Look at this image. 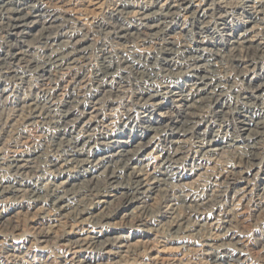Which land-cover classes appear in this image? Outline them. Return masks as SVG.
<instances>
[{
    "label": "rangeland",
    "instance_id": "obj_1",
    "mask_svg": "<svg viewBox=\"0 0 264 264\" xmlns=\"http://www.w3.org/2000/svg\"><path fill=\"white\" fill-rule=\"evenodd\" d=\"M26 1L30 5L37 6V9L46 14L44 19L42 18L41 22L39 21V24L36 25L37 27L32 28L33 34L41 29V25L47 27L50 25L52 33H55L54 39L51 41L54 43V49L58 46L60 48L63 42L69 40L73 44L78 43L79 47L84 48L85 51L81 56V62L79 61L78 65L69 68L70 70L67 67L45 65L44 59L45 61L49 59L51 53L47 48V43L44 42L45 39L35 38L37 39L35 40L33 36L27 34H25L26 38H21L20 35L10 32L7 26L9 25L8 20L0 19V46L3 44L0 47V53L2 57L11 60L15 47L18 45H21L24 50L28 49L24 60L19 62L20 66L18 63L16 73L13 75L0 73V79H4V81L0 80V179L5 177L4 180L8 181L7 185L14 190L6 196H0L3 201L0 200L2 202H0V264H264V85L261 86L264 83V60L262 59L264 55L261 56L262 52H257V48H255L258 43L260 46H264V32H262V30L264 31V15H261L263 19L258 22L259 27L257 28L260 29H255L254 32L256 36L259 35L258 38L255 36L254 49H248L247 54L246 50L233 51L231 45L233 40L239 38L240 33L245 32L255 23L249 22V14L245 13L241 6L235 7L240 0H226L229 2L225 0V2L220 0L217 2L216 0H185L186 4H183L180 9L172 8L170 12L173 13L164 20L165 26H169V33L165 38L168 42H172V48L179 52L171 59L167 58L164 51L161 50V39L145 38L146 31H150L147 25L155 23L151 19L147 21L149 24L147 23L146 26L141 25L146 21L141 19L138 11H142V13L153 11L152 8L145 10L146 0H141L143 2L139 0H38V3L37 0ZM165 1L166 4L173 2V0H161L159 4H164ZM213 2L215 3L213 4ZM52 3L54 4L52 5ZM11 7H16V5ZM37 9H35L37 11L35 13H38ZM47 9L48 11H46ZM131 11H137V13ZM195 14L196 16H193ZM213 15L215 18H212ZM209 18L210 20H208ZM4 25L6 29L3 28ZM53 25H55L54 28ZM123 27L128 30L119 31ZM100 30H104V32ZM117 32L120 35L132 32L130 33L132 35L123 40L118 37ZM257 32L258 34H256ZM68 35L71 36L68 37ZM20 38L26 42H21ZM186 39L188 40L186 41ZM189 42L192 44L191 46ZM37 45H40V48ZM101 46L103 47L101 48ZM185 47H188L189 50L191 47L196 50L190 54L198 57V60L188 61V63L194 67L210 70L206 74L215 75L213 83L217 87L216 95H214L215 93L207 95L201 92L200 103H194V108L187 118L181 116L177 121L178 119H175L179 115L177 96L170 94L175 92L176 94L178 92L179 95L181 93L187 95L190 93V96L196 94L197 77L194 72H190V65L187 70L185 56H187L188 50ZM203 48L210 52L208 56H201L204 52L201 51ZM42 49L44 50L42 51ZM114 49L117 51L114 52ZM181 49L186 52L182 53ZM252 51L254 52L251 53ZM231 52L235 53L231 54ZM139 59L140 61H138ZM238 59H241L242 62ZM108 62L112 66L111 69L107 68ZM211 62L215 63L210 65ZM85 63L87 64L85 65ZM156 65L161 67L158 68ZM146 66L148 69L150 68V71L145 69ZM199 73L205 72L199 71ZM54 87L56 88L54 89ZM73 87L74 89H72ZM192 87H195V91ZM260 87L261 89H259ZM169 90L172 92L164 93ZM152 93L159 94L156 100L162 101L160 107L150 99L149 95ZM200 96L194 97L192 100ZM205 96L208 98L205 99ZM100 97L105 99L101 100ZM53 101L54 105H52ZM78 102L80 103L78 104ZM30 103H34L37 109L40 108L39 111H44V107L54 109L53 120L45 121L44 125L42 121L33 120L32 125H27L29 122L25 121L23 116L29 113L27 111L31 112ZM100 105L102 108H99ZM21 106H24L27 111ZM18 108L19 110H17ZM46 108L45 110H47ZM60 108L61 110H59ZM104 108L106 109L104 110ZM224 115L225 118H223ZM22 118L24 122H22ZM89 119L93 120L88 125ZM54 120L59 123L54 124ZM35 121L37 122L35 123ZM178 127L181 131L178 130ZM80 129L82 131L79 132ZM55 139L57 144H54L53 140ZM259 140H261L260 143ZM81 143L85 146V151ZM255 146L258 147L255 148ZM79 148L82 152L73 163H70L73 166L71 165L70 169H63L61 159L64 154ZM18 149L19 151L23 149L24 153H28L30 167L22 171L15 169V172L4 162ZM246 151H249L250 156H246L248 155ZM117 152L121 153V156ZM134 152L138 156L132 154ZM99 158L102 159L99 160ZM124 163H126V167ZM57 166L62 169H58ZM114 168L117 171L113 172ZM140 168H144L143 170L148 172L154 171V177L157 180L160 177L158 181L162 185L158 184L153 189L139 187L136 173L131 171ZM33 170L34 172H32ZM103 173L107 174L106 177ZM130 173L131 176H129ZM119 180L121 181L119 182ZM125 182H128L127 185ZM132 183L135 185H131ZM58 184L61 185V188ZM50 186L53 187L50 189ZM18 188L20 189L18 190ZM34 191L37 194L33 193ZM95 191H99V194ZM69 192L70 194L67 196ZM129 193L131 195H128ZM57 199L59 200L56 201ZM121 199L122 201H120ZM52 201L62 205L66 204V210L64 209L56 215L54 209L57 206L53 205ZM52 205L55 208H52ZM80 212L81 214H79ZM88 217L90 219H86ZM78 221L80 225H77ZM82 237L89 239V243L83 245L84 249H82L83 247L80 248L81 250L72 248L77 244L75 241L79 242Z\"/></svg>",
    "mask_w": 264,
    "mask_h": 264
},
{
    "label": "bare ground",
    "instance_id": "obj_2",
    "mask_svg": "<svg viewBox=\"0 0 264 264\" xmlns=\"http://www.w3.org/2000/svg\"><path fill=\"white\" fill-rule=\"evenodd\" d=\"M29 1V0H28ZM40 1H43V0H40ZM52 1V0H51ZM59 1H61V0H59ZM139 1H141V0H139ZM160 1L161 0H146L145 2L147 3V5H145V10H147V9H153V11H151L149 14L148 13H145V12H143L142 13V11L140 12V11H138V14L141 16V19H143V20H145L146 21V23H142L141 25L142 26H146L147 25V21H149V20H154V22L155 23H153L152 25H147L148 26V29L150 30V31H146V34H144V35H146V37L145 38H148V39H150V38H154V39H161V44L160 45H162V49L161 50H163L164 51V54L167 56V58H173V56L174 55H176L177 53H179L178 52V50H176V49H173L172 48V46H171V43L172 42H168L167 41V39L165 38L167 35H168V33H169V26L167 25V26H165V19L168 17V16H170L171 15V13H173V12H170L171 11V9L172 8H181V6L183 5V4H186V1L185 0H173V2H172V4H171V2L170 3H168V4H166V1H165V3L163 4H159L160 3ZM188 1H190V0H188ZM218 0H216V2H217ZM220 1H223V2H225L224 0H220ZM219 1V2H220ZM232 1H234V0H232ZM241 1V0H240ZM239 1V2H240ZM47 3H48V1H46ZM45 2V3H46ZM58 2V1H57ZM133 2V1H132ZM141 2H143V1H141ZM145 2H144V4H145ZM223 2H221V3H223ZM226 2H229V1H226ZM231 2V1H230ZM239 2L236 4V6L235 7H238V6H241V8H242V10L245 12V13H247V14H249V18H250V20H249V22H255L254 23V25H252L250 28H248L245 32H243V33H240L239 35V38L238 39H235V40H233V42H231V45H232V49H233V51H238V50H246V53L248 52L247 50L248 49H250V48H253L254 46V43H256L255 42V29H257V30H259L257 27H259V25H258V22H260L259 20H262L263 19V16L261 17V15L263 14L264 15V0H243V1H241L240 2V4H239ZM37 3H38V0H37ZM62 3H63V1H62ZM215 2H213V4H214ZM36 4V3H35ZM54 3H52V5H53ZM55 4H57V3H55ZM225 4V3H224ZM15 6L16 5V7H11V6ZM50 5H51V3H50ZM135 5V4H134ZM139 5H140V3H139ZM143 5V4H142ZM216 5V4H215ZM125 6V5H124ZM225 6H227V4H225ZM229 6V5H228ZM55 7V6H54ZM233 7H234V5H233ZM55 8H57V7H55ZM124 8V7H123ZM35 9H37V6H35V5H30V4H28V2L26 1V0H0V19L1 18H4L5 20H8L7 22H9V25H7L8 26V28L10 29V32L12 33V34H17V35H20L21 36V38H26L25 37V34H27V35H29V36H33V38L35 39V38H44L45 40H44V42L45 43H47V48H48V50L51 52L50 53V56H49V59H47V57H46V61H45V59H44V64L46 65V64H48V65H53V66H57V67H67L68 69L69 68H73V67H75L76 66V64L80 61V59H81V56H82V54H84V48H81V47H79L80 45L78 44V43H74L73 44V42H72V44H71V42H69V40H68V42H63L62 44H61V42H59L61 45H60V48H53V44L54 43H51V41L54 39V34L55 33H52V31H51V28H52V26H46V25H41V29L40 30H38V32H40V33H36V34H33L32 32H31V30H32V28H34L37 24H39V21L43 18L44 19V17L46 16V14L45 13H43V11L42 10H40V9H37L38 10V13H35V12H37V11H35ZM121 9V8H120ZM184 9V8H183ZM212 9V8H211ZM214 9H215V7H214ZM218 9V8H217ZM142 10H144V9H142ZM175 10V9H174ZM225 10H226V8H225ZM46 11H48V9L46 10ZM120 11V10H119ZM124 11V10H123ZM130 11V10H129ZM208 11V10H207ZM214 11V10H213ZM216 11V10H215ZM128 12V11H127ZM126 12V13H127ZM132 12V11H131ZM131 12H129L130 14H131ZM134 12V11H133ZM132 12V13H133ZM175 12H176V10H175ZM219 12V11H218ZM52 13V12H51ZM134 13H137V11L136 12H134ZM120 14V13H119ZM129 14V15H130ZM205 14V13H204ZM207 14V13H206ZM48 15H49V13H48ZM131 15H133V14H131ZM136 15V14H135ZM202 15V14H201ZM208 15V14H207ZM138 16V15H137ZM193 16H196V14L195 15H193ZM192 16V18H194ZM61 17V16H60ZM210 17V16H209ZM221 17V16H220ZM32 18H36V19H32ZM38 18V19H37ZM57 18H59L58 16H57ZM138 18V17H137ZM172 18H173V15H172ZM212 18H215L214 17V15H213V17ZM211 18V19H212ZM56 19V18H55ZM55 19H54V21H55ZM67 19V18H66ZM66 19H64V20H66ZM132 19H134V18H132ZM140 19V20H141ZM170 19V18H169ZM62 20H63V18H62ZM62 20H60V21H62ZM70 20V19H69ZM139 20V22H142V21H140ZM171 20V19H170ZM199 20V19H198ZM208 20H210V18L208 19ZM264 20V19H263ZM3 21V20H2ZM1 21V22H2ZM120 21V20H119ZM119 21H118V23H119ZM134 21V20H133ZM169 21V20H168ZM248 21V20H247ZM6 22V21H5ZM41 22V21H40ZM115 22V21H114ZM129 22V21H128ZM206 22V21H205ZM221 22V21H220ZM262 22V21H261ZM45 23V22H44ZM51 23V22H50ZM117 23V22H116ZM123 23V22H122ZM167 23V22H166ZM173 23V22H172ZM210 23V22H209ZM216 23V22H215ZM2 24V23H1ZM54 24V23H53ZM69 24V23H68ZM149 24V23H148ZM203 24H205V23H203ZM225 24V23H224ZM3 25V24H2ZM57 25V24H56ZM73 25V24H72ZM72 25H70V26H72ZM108 25V24H107ZM111 25V24H110ZM115 25V24H114ZM125 25V24H124ZM123 25V26H124ZM138 25V24H137ZM140 25V24H139ZM217 25H219V24H217ZM261 25V24H260ZM54 26L55 25H53V28H54ZM61 26H62V24H61ZM68 26V25H67ZM99 26H100V24H99ZM103 26V25H102ZM194 26V25H193ZM203 26V25H202ZM201 26V27H202ZM263 26V25H262ZM2 27V26H1ZM37 27V26H36ZM40 27V26H39ZM60 27V26H59ZM58 27V28H59ZM74 27V26H73ZM72 27V28H73ZM112 27V26H111ZM121 27V26H120ZM221 27V26H220ZM3 28H5V25L3 26ZM2 28V29H3ZM64 28V27H63ZM106 28V27H105ZM104 28V29H105ZM115 28V27H114ZM172 28V27H171ZM218 28V27H217ZM221 28H224L223 26L221 27ZM6 29V28H5ZM5 29H3V30H5ZM60 29H61V27H60ZM68 29V28H67ZM70 29H71V27H70ZM118 29V28H117ZM124 29H126V28H120V30L119 31H127L128 29H126V30H124ZM200 29V28H199ZM98 30V29H97ZM138 30V29H137ZM245 30V29H244ZM2 31V30H1ZM8 31V30H7ZM54 31V30H53ZM58 31V30H57ZM56 31V32H57ZM70 31V30H69ZM79 31V30H78ZM100 31H103L104 32V30H100ZM118 31V32H119ZM108 32V31H107ZM106 32V33H107ZM117 32V33H118ZM135 32V31H134ZM133 32V33H134ZM262 32H264L263 30H262ZM115 33V32H114ZM116 33V34H117ZM130 33H132V32H130ZM130 33H126V34H124L123 33V35H120V33H118L119 34V36L118 37H121V38H123V40L125 39H128V37L129 36H131L132 34H130ZM141 33H143V32H141ZM192 33H193V31H192ZM196 33V32H195ZM201 33V32H200ZM254 33V34H253ZM1 34V33H0ZM33 34V35H32ZM66 34H68V33H66ZM77 34V33H76ZM117 34V35H118ZM138 34H140V33H138ZM256 34H258V32L256 33ZM64 35V34H63ZM87 35V34H86ZM134 35V34H133ZM204 35V34H203ZM229 35V34H228ZM4 36V35H3ZM28 36V37H29ZM67 36V35H66ZM71 36V35H70ZM69 35H68V37H70ZM85 36V35H84ZM115 36V35H114ZM138 36V35H137ZM258 37H259V35H257ZM256 36V37H257ZM7 37V36H6ZM16 37H18V36H16ZM56 37V36H55ZM136 37V36H135ZM234 37V36H233ZM257 37V38H258ZM12 38V37H11ZM20 38V39H21ZM32 38V39H33ZM85 38V37H84ZM88 38V37H87ZM114 38V37H113ZM112 38V39H113ZM131 38V37H130ZM144 38V37H143ZM33 39V40H34ZM40 39V40H41ZM80 39H83V38H80ZM147 39V40H148ZM204 39V38H203ZM12 40V39H11ZM16 40V39H15ZM14 40V41H15ZM35 40H37V39H35ZM34 40V42H36ZM71 40V39H70ZM86 40V39H85ZM143 40H145V39H143ZM183 40V39H182ZM184 40H185V36H184ZM188 39H186V41H187ZM257 40V39H256ZM1 41V40H0ZM116 41V40H115ZM157 41V40H156ZM159 41V40H158ZM173 41V40H172ZM231 41V40H230ZM12 42V41H11ZM10 42V43H11ZM21 42H26L25 40L23 41L22 39H21ZM27 42H28V40H27ZM38 42V41H37ZM40 42V41H39ZM42 42V41H41ZM55 42V41H54ZM83 42H84V40H83ZM127 42V41H126ZM148 42V41H147ZM154 42V41H153ZM173 42H176L175 40L173 41ZM178 42H180V41H178ZM260 42V41H259ZM7 43V42H6ZM13 43V42H12ZM31 43V42H30ZM32 43H33V41H32ZM31 43V44H32ZM56 43V42H55ZM158 43V42H157ZM157 43H155V44H157ZM190 43V42H189ZM15 44H17V43H15ZM48 44H49V46H48ZM83 44V43H82ZM106 44V43H105ZM118 44V43H117ZM173 44V43H172ZM178 44V43H177ZM230 44V43H229ZM260 43H258V45H259ZM3 45V44H2ZM1 45V46H2ZM6 45V44H5ZM30 45V44H29ZM33 45V44H32ZM31 45V46H32ZM41 45V44H40ZM39 45V46H40ZM45 45V44H44ZM52 45V46H51ZM56 45V44H55ZM58 45V44H57ZM56 45V46H57ZM91 45V44H90ZM123 45V44H122ZM176 45V44H175ZM192 44L190 43V46H191ZM258 45H256L257 47H255V48H257V52L258 51H261L262 52V54H261V56L262 55H264V46H258ZM0 46V47H1ZM28 46V45H27ZM38 46V45H37ZM38 46V47H39ZM43 46V45H42ZM46 46V45H45ZM87 46V45H86ZM159 46V45H158ZM179 46V45H178ZM4 47V46H3ZM35 47V46H34ZM103 46H101V48H102ZM179 47H181V46H179ZM200 47V46H199ZM230 47V46H229ZM11 48V47H10ZM37 48V47H36ZM36 48H34V49H36ZM40 48V47H39ZM42 48V47H41ZM46 48V47H45ZM44 48V49H45ZM46 48V49H47ZM90 48V47H89ZM100 48V47H99ZM100 48V49H101ZM107 48V47H106ZM161 48V46L159 47V49ZM185 48H187L186 50H188L187 51V53H186V55L187 56H185L186 57V60H187V63H186V65H187V67H188V69L187 70H189V65H190V63H188V61H193V60H198V57H194V54L193 55H191L190 53H192L193 51H196V50H193L192 49V47H191V50H189L188 49V47H185ZM190 48V47H189ZM207 48V47H206ZM1 49V48H0ZM26 49V48H25ZM44 49H42V51L44 50ZM157 49V48H156ZM179 49V48H178ZM184 49V48H183ZM183 49H181V52L182 53H184V52H186V50H183ZM209 49V48H208ZM254 49V48H253ZM28 50V49H27ZM27 50H24L23 49V47L21 46V45H18V46H16L15 47V52H13V54H12V58H10L11 60H7L5 57H2V54L0 53V73H2V74H5V75H13V73H16L17 72V70H16V67L18 66V63L19 62H21L22 60H24L23 58L25 57V55H26V51ZM106 50V49H105ZM108 50V49H107ZM111 50V49H110ZM115 50V49H114ZM114 50H112V51H114ZM122 50V49H121ZM158 50V49H157ZM160 50V51H161ZM199 50V49H198ZM197 50V51H198ZM204 51L202 54L203 55H201V54H199V55H201L202 57L203 56H208V53H210L208 50H206V49H201V51ZM222 50V49H221ZM30 51V50H29ZM100 51V50H99ZM117 50H115L114 52H116ZM125 51V50H124ZM127 51V50H126ZM129 51V50H128ZM127 51V52H128ZM159 51V52H160ZM211 51H213L212 49H211ZM251 51V50H250ZM11 52V51H10ZM9 52V53H10ZM107 52V51H106ZM106 52H104V53H106ZM109 52H111V51H109ZM120 52V51H119ZM243 52H245V51H243ZM254 51H252L251 53H253ZM7 53V52H6ZM88 53V52H87ZM232 53H235V52H231V54ZM238 53V52H237ZM28 54V53H27ZM30 54H31V52H30ZM44 54V53H43ZM47 54V53H46ZM109 54V53H108ZM114 54V53H113ZM112 54V55H113ZM126 54H128V53H126ZM130 55H131V53H129ZM133 54V53H132ZM149 54V53H148ZM214 54V53H213ZM213 54H211V55H213ZM230 54V53H229ZM230 54V55H231ZM241 54H242V52H241ZM240 54V55H241ZM248 54V53H247ZM256 54V53H255ZM6 55V54H5ZM41 55V54H40ZM49 55V54H48ZM88 55V54H87ZM219 55V54H218ZM243 55V54H242ZM241 55V56H242ZM259 55V54H258ZM8 56V55H7ZM28 56V55H27ZM43 56V55H42ZM46 56V55H45ZM106 56V55H105ZM109 56V55H108ZM117 56V55H116ZM115 56V57H116ZM146 56V55H145ZM150 56V55H149ZM153 56V55H152ZM157 56V54L155 55V57ZM177 56V55H176ZM175 56V57H176ZM214 56V55H213ZM221 56H222V54H221ZM235 56V55H234ZM249 56V55H248ZM247 56V57H248ZM30 57V56H29ZM40 57V56H39ZM89 57V56H88ZM114 57V58H115ZM119 57V56H118ZM117 57V58H118ZM125 57V56H124ZM129 57V56H128ZM161 57V56H160ZM159 57V58H160ZM182 57H184V56H182ZM231 57H233V56H231ZM244 58H245V56H243ZM243 57H239V58H243ZM252 57V56H251ZM253 57H255V56H253ZM252 57V58H253ZM27 58V57H26ZM25 58V59H26ZM101 58V57H100ZM127 58V57H126ZM142 58V57H141ZM152 58V57H151ZM166 58V59H167ZM210 58V57H209ZM228 58V57H227ZM250 58V57H249ZM256 58V57H255ZM34 60L36 59L35 57L33 58ZM38 59V58H37ZM129 59H130V57H129ZM132 59V58H131ZM203 59V58H202ZM260 58H259V56H258V60H259ZM263 60H264V58H262ZM28 60V59H27ZM32 60V59H31ZM30 60V61H31ZM33 60V62H35ZM125 60V59H124ZM133 60V59H132ZM144 60H146V59H144ZM143 60V61H144ZM210 60V59H209ZM212 60V59H211ZM238 60H240L241 61V59H238ZM247 60H249L248 58H247ZM29 61V62H30ZM43 61V60H42ZM84 61H85V59H84ZM134 61H136V60H134ZM138 61H140V59L138 60ZM147 61V60H146ZM167 61V60H166ZM261 61V60H260ZM36 62H37V60H36ZM38 62H39V60H38ZM81 62V61H80ZM123 62V61H122ZM148 62V61H147ZM150 62V61H149ZM155 62H157V61H155ZM179 62V61H178ZM178 62H177V64H178ZM197 62V61H196ZM242 62V61H241ZM100 63V62H99ZM152 63V62H151ZM158 63V62H157ZM160 63V62H159ZM165 63V62H164ZM195 63V62H194ZM193 63V64H194ZM213 63H215V62H213ZM213 63L211 62L210 63V65H213ZM252 63V62H251ZM250 63V64H251ZM254 63V62H253ZM29 64V63H28ZM27 64V65H28ZM87 63H85V65H86ZM108 64H109V62H108ZM111 64H112V62H111ZM140 64V63H139ZM149 64V63H148ZM152 64H154L155 65V63H152ZM162 64V63H161ZM168 64V63H167ZM181 64V63H180ZM217 64H218V60H217ZM216 64V65H217ZM257 64V63H256ZM30 65V64H29ZM45 65H43V66H45ZM78 65V64H77ZM100 65V64H99ZM107 65V64H106ZM122 65V64H121ZM127 65V64H126ZM141 65V64H140ZM144 65H145V62H144ZM158 65V64H157ZM156 65V66H157ZM179 65V64H178ZM178 65H176V66H178ZM208 65H209V63H208ZM258 65V64H257ZM19 66H20V63H19ZM40 66V65H39ZM39 66H38V69H39ZM80 66V65H79ZM150 66V65H149ZM180 66V65H179ZM215 66V65H214ZM254 66H255V64H254ZM26 67V66H25ZM31 67V66H30ZM50 67V66H49ZM96 67V66H95ZM126 67V66H125ZM128 67V66H127ZM147 67V66H146ZM152 67V66H151ZM154 67V66H153ZM158 67V66H157ZM159 67H161L160 65H159ZM158 67V68H159ZM184 67V66H183ZM19 68V67H18ZM108 69H111L112 68V66L109 64L108 65V67H107ZM118 68H120V67H118ZM123 68H124V66H123ZM139 68V67H138ZM175 68H177V67H175ZM23 69V68H22ZM26 69V68H25ZM28 69H30V68H28ZM35 69V68H34ZM37 69V70H38ZM53 69V68H52ZM104 70H105V68H103ZM125 69V68H124ZM145 69H148V67L147 68H145ZM152 69V68H151ZM163 69H165V68H163ZM173 69V68H172ZM180 69H182V68H180ZM198 69H200V70H198ZM61 70H63V69H61ZM70 70V69H69ZM75 70H76V68H75ZM83 70V69H82ZM149 71H150V68L148 69ZM167 70V69H166ZM246 71H247V69H245ZM249 70V69H248ZM32 71H34V70H32ZM31 71V72H32ZM36 71V70H35ZM79 71V70H78ZM142 71H143V69H142ZM154 71H156V70H154ZM158 71V70H157ZM161 71V70H160ZM170 72L172 71V70H169ZM178 71V70H177ZM180 71V70H179ZM184 71H185V69H184ZM192 71V73L194 72L196 75V77H197V81L195 82V87H196V94H194V96H190L189 94L187 95V94H178V92H177V94H176V92L175 93H171L170 95H175V97L177 96V98H176V101L178 102V113H179V115H178V117L176 116V118L175 119H178L179 117H181V116H185L186 118H187V116H189V114H190V111L194 108V103H200V101H201V99H202V97L200 96V95H202V93L204 94H207L208 95V93H215V90H216V87L217 86H214V83H213V81H214V78H213V76H215V75H208V74H206L207 73V71H210V70H208L207 68L206 69H203V68H198L197 66L196 67H194V66H191L190 65V72ZM199 71L200 72H205V73H199ZM23 72V71H22ZM26 72V71H25ZM29 72V71H28ZM67 72V71H66ZM69 72V71H68ZM120 72V71H119ZM118 72V73H119ZM147 72V71H146ZM145 72V73H146ZM151 72H153V71H151ZM182 72V71H181ZM251 72V71H250ZM36 73H37V71H36ZM70 73V72H69ZM68 73V74H69ZM73 73V72H72ZM113 73V72H112ZM166 73V72H165ZM168 73V72H167ZM177 73H179V72H177ZM31 74V73H30ZM32 74H35V73H32ZM42 74V73H41ZM47 74V73H46ZM65 74H67V73H65ZM95 74V73H94ZM116 74V73H115ZM142 74V73H141ZM154 74V73H153ZM160 74V73H159ZM176 74V73H175ZM185 74V73H184ZM243 74V73H242ZM245 74V73H244ZM21 75V74H20ZM23 75V74H22ZM28 75V74H27ZM26 75V76H27ZM50 75V74H49ZM51 75H52V73H51ZM72 75V74H71ZM140 75V74H139ZM154 75H156V73L154 74ZM162 75V74H161ZM169 75H170V73H169ZM173 75V74H172ZM42 76H43V74H42ZM57 76V75H56ZM66 76V75H65ZM147 76V75H146ZM159 77H161L160 75H158ZM167 76V75H166ZM178 76V75H177ZM1 77V76H0ZM17 77H19V76H17ZM28 77V76H27ZM74 77V76H73ZM72 77V78H73ZM99 77V76H98ZM143 76L141 75V78H142ZM148 77H150V76H148ZM153 77V76H152ZM165 77V76H164ZM172 77V76H171ZM174 77V76H173ZM52 78V77H51ZM58 78V77H57ZM65 78V77H64ZM71 78V79H72ZM157 78V77H156ZM169 78H170V76H169ZM217 79H218V77H216ZM264 78V77H263ZM10 79V78H9ZM21 79H22V77H21ZM23 79H24V77H23ZM61 79H62V77H61ZM75 79H76V77H75ZM93 79V78H92ZM143 79V78H142ZM150 79V78H149ZM165 79V78H164ZM166 79H168V78H166ZM1 81L3 80L4 81V79H0ZM57 81H58V79H56ZM99 80V79H98ZM156 80V79H155ZM160 80V79H159ZM195 80V79H194ZM7 81V80H6ZM50 81V80H49ZM101 81V80H100ZM147 81V80H146ZM151 81H153L152 79H151ZM150 81V82H151ZM166 81V80H165ZM220 81V80H219ZM263 81V80H262ZM54 82H56L55 81V79H54ZM76 82V81H75ZM156 82V81H155ZM159 82H161V81H159ZM170 82V81H169ZM215 82V81H214ZM1 83V82H0ZM19 83V82H18ZM50 83V82H49ZM69 83V82H68ZM83 83V82H82ZM171 83V82H170ZM71 84V83H70ZM69 84V85H70ZM74 84V83H73ZM77 84H78V82H77ZM84 84V83H83ZM93 84V83H92ZM100 84H102V83H100ZM151 84H152V82H151ZM217 84V83H216ZM219 84V83H218ZM69 85H67V86H69ZM79 85V84H78ZM77 85V86H78ZM87 85V84H86ZM99 85V84H98ZM150 85V84H149ZM158 85V84H157ZM164 85H165V83H164ZM167 85V84H166ZM219 85H221V84H219ZM223 85V84H222ZM264 85V83H262L261 84V86H263ZM57 86H58V84H57ZM65 86V85H64ZM82 86V85H81ZM84 86H85V84H84ZM95 86V85H94ZM152 86H153V84H152ZM156 86V85H155ZM163 86V85H162ZM161 86V87H162ZM79 87H80V85H79ZM96 87H97V85H96ZM99 87V86H98ZM156 87H158V86H156ZM167 87V86H166ZM195 87H192L193 88V90H194V88ZM221 87V86H220ZM223 87V86H222ZM49 88V87H48ZM56 87H54V89H55ZM61 88V87H60ZM103 88V87H102ZM151 88V87H150ZM160 88V87H159ZM256 88V87H255ZM61 89H63V88H61ZM72 89H74V87L72 88ZM152 89H154V88H152ZM151 89V90H152ZM156 89V88H155ZM183 89V88H182ZM259 89H261V87L259 88ZM80 90V89H79ZM161 90H163V89H161ZM173 90V89H172ZM186 90V89H185ZM191 90V89H190ZM47 91V90H46ZM55 91V90H54ZM96 91V90H95ZM144 91V90H143ZM156 91V90H155ZM192 91V90H191ZM195 91V90H194ZM207 91H210V92H207ZM254 91H256V90H254ZM53 92V91H52ZM80 92V91H79ZM78 92V93H79ZM86 92V91H85ZM84 92V93H85ZM163 92V91H162ZM168 92H172L171 90H169V91H166V92H164V93H168ZM202 92V93H201ZM47 93V92H46ZM45 93V94H46ZM73 93V92H72ZM77 93V92H76ZM83 93V92H82ZM83 93V94H84ZM159 93V92H158ZM220 93V92H219ZM51 95V94H50ZM66 95V94H65ZM78 95V94H77ZM95 95V94H94ZM158 95L159 94H157V93H152V94H150L149 96H150V99L153 101V102H155L154 104L156 105V106H158V107H160L162 104V101H160V100H156V98L158 97ZM214 95H216V93L214 94ZM42 96H45V95H42ZM49 96V95H48ZM57 96H58V94H57ZM79 96V95H78ZM167 96V95H166ZM198 96H200L199 98H197V99H194V100H192L194 97H198ZM210 96V95H209ZM263 96V95H262ZM206 97V96H205ZM211 97V96H210ZM215 97V96H214ZM219 97V96H218ZM38 98V97H37ZM58 98V97H57ZM63 98V97H62ZM85 98V97H84ZM102 97H100V99H101ZM104 98V97H103ZM103 98L101 99V100H103ZM143 98V97H142ZM148 98V97H147ZM174 98V97H173ZM208 98V96L205 98V99H207ZM31 99V98H30ZM58 99H60V98H58ZM74 99V98H73ZM72 99V100H73ZM100 99H98V100H100ZM105 99V98H104ZM213 99V98H212ZM212 99H210V100H212ZM216 99V98H215ZM249 99V98H248ZM24 100V99H23ZM38 100V99H37ZM64 100V99H63ZM76 101L78 100L77 98L75 99ZM89 100V99H88ZM214 100V99H213ZM250 100V99H249ZM264 100V99H263ZM20 101H22V100H20ZM44 101V100H43ZM57 101V100H56ZM65 101V100H64ZM75 101V102H76ZM80 101L81 102H83V100H81L80 99ZM90 101V100H89ZM107 101V100H106ZM105 101V102H106ZM175 101V102H176ZM207 102H208V100H206ZM35 102V101H34ZM68 102V101H67ZM72 102V101H71ZM70 102V103H71ZM97 102V101H96ZM144 102V101H143ZM142 102V103H143ZM54 101L52 102V105H54ZM57 103V102H56ZM58 103H59V101H58ZM58 103H57V105H58ZM60 103H62V102H60ZM80 102H78V104H79ZM84 103V102H83ZM103 102H101V104H102ZM174 103V102H173ZM206 103V102H205ZM210 103V102H209ZM254 103V102H253ZM63 104V103H62ZM77 104V103H76ZM94 104L96 105V103L94 102ZM100 104V103H99ZM107 104V103H106ZM140 104V103H139ZM139 104H137V105H139ZM177 104V103H176ZM252 104V103H251ZM23 105V104H22ZM26 105V104H25ZM30 105L31 106H29V108L31 109V112L30 111H27L26 110V108L24 107V106H21L22 108L24 107L25 108V110L27 111V113L28 114H24V116L23 115H21V116H23L25 119V121H27V122H29L27 125H32L31 124V122L33 121V120H39L40 122L42 121V124L44 125L46 122L45 121H47L48 120V122L49 121H51V120H53V118H52V113H53V110L51 109V108H49V109H47L46 107H44V111H39V109H37L36 107H35V104L34 103H30ZM56 105V106H57ZM86 105V104H85ZM92 105V104H91ZM103 105V104H102ZM37 106V105H36ZM39 106V105H38ZM76 106V105H75ZM78 106V105H77ZM93 106V105H92ZM101 106V105H100ZM148 106V105H147ZM27 107V106H26ZM157 107V108H158ZM45 108L47 109V110H45ZM94 108H95V106H94ZM99 108H102V106L101 107H99ZM107 108V107H106ZM106 108H104V110L106 109ZM147 108V107H146ZM162 108V107H161ZM199 108V107H198ZM263 108V107H262ZM21 109V108H20ZM57 109H58V107H57ZM67 109H68V107H67ZM17 110H19V108L17 109ZM56 110V109H55ZM59 110H61V108L59 109ZM103 110V109H102ZM154 110V109H153ZM85 111V110H84ZM83 111V112H84ZM56 112V111H55ZM67 112V111H66ZM65 112V113H66ZM87 112V111H86ZM95 112V111H94ZM97 112V111H96ZM193 112V111H192ZM196 112H199V111H196ZM60 114H61V112H59ZM92 113V112H91ZM103 113H104V111H103ZM147 113V112H146ZM145 113V114H146ZM149 113V112H148ZM167 113V112H166ZM201 113V112H200ZM199 113V114H200ZM20 114V113H19ZM22 114V113H21ZM55 114V113H54ZM86 114V113H85ZM164 114V113H163ZM259 114V113H258ZM264 114V113H263ZM59 115V114H58ZM62 115V114H61ZM66 115V114H65ZM95 115V114H94ZM105 115V114H104ZM166 115V114H165ZM168 115V114H167ZM173 115H175V114H173ZM193 115V114H192ZM54 116V115H53ZM89 116V115H88ZM194 116V115H193ZM62 117H64V116H62ZM106 117V116H105ZM223 117V116H222ZM221 117V118H222ZM264 117V116H263ZM43 118V119H42ZM81 118V117H80ZM173 118V117H172ZM185 118V119H186ZM192 118H194V117H192ZM223 118H225V115H224V117ZM7 119V118H6ZM60 119V118H59ZM75 119H78L77 117H75ZM96 119H97V117H96ZM99 119V118H98ZM259 119V118H258ZM20 120V119H19ZM22 120H23V118H22ZM24 120L22 121V122H24ZM70 120H72V119H70ZM69 120V121H70ZM93 120V119H92ZM92 120L90 121V119H89V121H88V125L89 124H91L92 123ZM94 120H95V118H94ZM190 120V119H189ZM264 120V119H263ZM262 120V121H263ZM16 121V120H15ZM64 121V120H63ZM73 121V120H72ZM77 121V120H76ZM75 121V122H76ZM96 121V120H95ZM177 121H179V119L177 120ZM188 121V120H187ZM191 121V120H190ZM258 121H260V120H258ZM20 122V121H19ZM34 122V121H33ZM37 121H35V123H36ZM54 124H57L56 122H58L59 123V121H56V120H54ZM67 122V121H66ZM103 122V121H102ZM182 122V121H181ZM184 122V121H183ZM194 122V121H193ZM255 122V121H254ZM261 122V121H260ZM264 122V121H263ZM39 123V122H38ZM51 123V122H50ZM72 123V122H71ZM177 123V122H176ZM180 123V122H179ZM195 123V122H194ZM252 123V122H251ZM256 123V122H255ZM17 124V123H16ZM23 124H25V123H23ZM34 124V123H33ZM41 124V123H40ZM49 124V123H48ZM69 124V123H68ZM86 124H87V122H86ZM13 125V124H12ZM22 124H20V126H21ZM29 125V126H30ZM50 125V124H49ZM71 125V124H70ZM182 125H184V124H182ZM181 125V126H182ZM186 125V124H185ZM248 125V124H247ZM17 126H19L18 124H17ZM23 126V125H22ZM56 126V125H55ZM73 126V125H72ZM84 126V125H83ZM82 126V127H83ZM97 126V125H96ZM13 127H14V125H13ZM47 127V126H46ZM58 127V126H57ZM62 127V126H61ZM74 127V126H73ZM81 127V128H82ZM85 127V126H84ZM93 127H95V126H93ZM174 127H176V126H174ZM184 127V126H183ZM190 127V126H189ZM254 127V126H253ZM264 127V126H263ZM70 128V127H69ZM79 128V127H78ZM169 128V127H168ZM171 128V127H170ZM248 128V127H247ZM257 128V127H256ZM16 129H18V127H16ZM64 129V128H63ZM62 129V130H63ZM95 129V128H94ZM180 128L178 127V130H179ZM252 129V128H251ZM255 129V128H254ZM60 130H61V128H60ZM64 130H66V129H64ZM72 130V129H71ZM185 130H187V129H185ZM195 130V129H194ZM244 130V129H243ZM242 130V131H243ZM246 130V129H245ZM244 130V131H245ZM10 131H13V130H10ZM18 131V130H17ZM80 131H82V129H80L79 130V132ZM160 131V130H159ZM179 131H181V130H179ZM193 131V130H192ZM191 131V132H192ZM58 132V131H57ZM66 132V131H65ZM87 132V131H86ZM188 132V131H187ZM248 132V131H247ZM249 132H251V131H249ZM258 132V131H257ZM261 132V131H260ZM8 133H10V132H8ZM64 133V132H63ZM82 133V132H81ZM93 133V132H92ZM176 133V132H175ZM178 133H180V132H178ZM184 133V132H183ZM259 133V132H258ZM257 133V134H258ZM117 134V133H116ZM192 134V133H191ZM260 134V133H259ZM258 134V135H259ZM82 135V134H81ZM90 134L88 133V136H89ZM108 135H110V134H108ZM177 135V134H176ZM185 135H186V132H185ZM57 136V135H56ZM97 136V135H96ZM95 136V137H96ZM107 136V135H106ZM183 136H184V134H183ZM192 136V135H191ZM118 137V136H117ZM180 137V136H179ZM198 137H200V136H198ZM198 137H196V138H198ZM244 137V136H243ZM261 137V136H260ZM54 138V137H53ZM83 138V137H82ZM98 138V137H97ZM97 138H95V139H97ZM102 138V137H101ZM108 138V137H107ZM187 138V137H186ZM250 138H252V137H250ZM255 138V137H254ZM93 139V138H92ZM100 139V138H99ZM246 139V138H245ZM248 139V138H247ZM246 139V140H247ZM79 140H80V138H79ZM179 140V139H178ZM202 140V139H201ZM243 140H244V138H243ZM249 140V139H248ZM252 140V139H251ZM24 141V140H23ZM27 141V140H26ZM54 141V144H57V143H55V141H56V139L55 140H53ZM89 141V140H88ZM108 141V140H107ZM129 141V140H128ZM176 141V140H175ZM182 142H183V140H181ZM180 141V142H181ZM187 141V140H186ZM211 141V140H210ZM260 141L261 140H259V143H260ZM263 141H264V139H263ZM70 142V141H69ZM69 142H67V143H69ZM198 142H200L199 140H198ZM256 142V141H255ZM24 143H25V141H24ZM27 143V142H26ZM51 143H53V142H51ZM62 143V142H61ZM64 143V142H63ZM62 143V144H63ZM80 143V142H79ZM96 143V142H95ZM177 143V142H176ZM176 143H174V144H176ZM263 143V142H262ZM53 144V145H54ZM62 144H60L61 146H63ZM66 144V143H65ZM82 144V143H81ZM85 144H87V143H85ZM109 144V143H108ZM111 144V143H110ZM173 144V143H172ZM201 144V143H200ZM67 145V144H66ZM72 145V144H71ZM140 145H141V143H140ZM143 145V144H142ZM254 145H255V143H254ZM257 145H258V142H257ZM22 146V145H21ZM58 146H59V143H58ZM82 146H83V144H82ZM201 146V145H200ZM250 146V145H249ZM252 146V145H251ZM262 146V145H261ZM66 147V146H65ZM98 147V146H97ZM139 148H140V146H138ZM142 148H143V146H141ZM204 147V146H203ZM253 147V146H252ZM258 146H255V148H257ZM64 148V147H63ZM83 148V150H84V148H85V146H83L82 147ZM205 148V147H204ZM59 149V148H58ZM67 149V148H66ZM120 149V148H119ZM137 149V148H136ZM211 149V148H210ZM251 149V148H250ZM253 149V148H252ZM260 149V148H259ZM12 150V149H11ZM60 150V149H59ZM73 150V149H72ZM86 150V149H85ZM84 150V151H85ZM89 150V149H88ZM87 150V151H88ZM125 150V149H124ZM127 150V149H126ZM135 150V149H134ZM138 150V149H137ZM137 150H136V152H137ZM217 150H218V148H217ZM256 150V149H255ZM35 151V150H34ZM63 151V150H62ZM89 151H91V150H89ZM121 151V150H120ZM123 151V150H122ZM131 151V150H130ZM140 151V150H139ZM214 151V150H213ZM32 152V151H31ZM82 151H81V149L79 148V149H77V150H74V151H72L71 153L69 152V153H66V154H64V156L62 157V159H61V167L64 169H66V168H69L71 165L73 166V164H70V163H73L74 162V160H75V158L77 157V156H79L80 155V153H81ZM96 152V151H95ZM119 152V151H118ZM117 152V154L118 155H120L119 153ZM127 152V151H126ZM206 152V151H205ZM247 152V154H248V152L249 151H246ZM245 152V153H246ZM261 152V151H260ZM92 153V152H91ZM123 153V152H122ZM128 153H129V151H128ZM138 153V152H137ZM253 153V152H252ZM251 153V154H252ZM28 153H24L23 152V149H21L20 151H19V149H18V151L16 152V150H15V154H13V155H11V156H9L8 158L7 157H4V158H7L6 160H5V162L4 163H6L7 164V166L10 168V169H12V170H14L15 171V169H17V170H24V169H26V168H28V167H30L29 166V164H30V162H29V158H28V156L29 155H27ZM93 154V153H92ZM116 154V153H115ZM126 154V153H125ZM132 154H135V152L134 153H132ZM207 154V153H206ZM209 154V153H208ZM42 155V154H41ZM40 155V156H41ZM62 155V154H61ZM89 155V154H88ZM135 155H137V154H135ZM170 155V154H169ZM175 155V154H174ZM255 155H257V154H255ZM38 156V155H37ZM47 156V155H46ZM108 156V155H107ZM121 156V155H120ZM130 156V155H129ZM133 156V155H132ZM138 156V155H137ZM168 156V155H167ZM213 156V155H212ZM246 156H250L249 154L248 155H246ZM106 157V156H105ZM123 157V156H122ZM126 157V156H125ZM254 157V156H253ZM41 158H42V156H41ZM107 158V157H106ZM128 158V157H127ZM132 158V157H131ZM171 158V157H170ZM250 158V157H249ZM248 158V159H249ZM260 158V157H259ZM36 159V158H35ZM90 159V158H89ZM100 159H102V158H99V160ZM103 159H105V158H103ZM120 159V158H119ZM212 159V158H211ZM30 160H32V159H30ZM41 160V159H40ZM58 160V159H57ZM56 160V161H57ZM60 160V159H59ZM78 160H80V159H78ZM91 160H92V158H91ZM109 160H111V159H109ZM114 160V159H113ZM112 160V161H113ZM121 160H123L122 158H121ZM120 160V161H121ZM127 160H129V159H127ZM165 160H166V158H165ZM168 160V159H167ZM175 160V159H174ZM93 161V160H92ZM101 161H103V160H101ZM115 161H117V160H115ZM119 161V162H120ZM168 161H170V160H168ZM253 161V160H252ZM118 162V163H119ZM125 162H126V160H125ZM128 162V161H127ZM166 162V161H165ZM31 163H32V161H31ZM38 163V162H37ZM80 163V162H79ZM85 163V162H84ZM111 163V162H110ZM120 163H122V162H120ZM129 163V162H128ZM56 164V163H55ZM94 164H95V162H94ZM106 164V163H105ZM115 164H116V162H115ZM125 164V167H126V163H124ZM130 164V163H129ZM35 165V164H34ZM84 165V164H83ZM104 165V164H103ZM107 165V164H106ZM120 165V164H119ZM118 165V166H119ZM36 166V165H35ZM38 166V165H37ZM59 166V165H58ZM57 166V167H58ZM90 166V165H89ZM115 166V165H114ZM76 167H77V165H76ZM83 167V166H82ZM104 167V166H103ZM111 167V166H110ZM132 167V166H131ZM141 167H143V166H141ZM145 167V166H144ZM3 168V167H2ZM62 168H60V167H58V169H62ZM85 168V167H84ZM89 168H91V167H89ZM115 168H117V167H115ZM114 168V169H115ZM136 168V167H135ZM138 168V167H137ZM70 169V168H69ZM97 169V168H96ZM106 169V168H105ZM108 169V168H107ZM113 169V170H114ZM118 169H119V167H118ZM126 169V168H125ZM125 169H123V170H125ZM134 169V168H133ZM144 169V168H143ZM143 169H137V170H134V171H131V172H134V173H136V177H137V184H138V186L139 187H146L147 189H153L154 187L156 188V186L158 185V184H160V185H162L158 180L160 179V177H159V179L157 180L154 176V171H152V172H148V171H144ZM154 169V168H153ZM162 169V168H161ZM7 170H8V168H7ZM85 170V169H84ZM112 170V169H111ZM74 171V170H73ZM89 171V170H88ZM102 171H105V170H102ZM107 171V170H106ZM105 171V172H106ZM115 171H117L116 169L113 171V172H115ZM157 171V170H156ZM10 172V171H9ZM16 172V171H15ZM20 172V171H19ZM25 172V171H24ZM32 172H34V170L32 171ZM59 172V171H58ZM61 172V171H60ZM66 172V171H65ZM69 172H71V171H69ZM77 172V171H76ZM87 172V171H86ZM104 172V173H105ZM26 173V172H25ZM103 173V174H104ZM162 173V172H161ZM16 174V173H15ZM14 174V175H15ZM70 174V173H69ZM91 174V173H90ZM98 174V173H97ZM96 174V175H97ZM123 174V173H122ZM125 174H127V173H125ZM133 174V173H132ZM101 175V174H100ZM105 175V174H104ZM107 175V174H106ZM106 175H105V177H106ZM111 175V174H110ZM114 175V174H113ZM134 175V174H133ZM158 175V174H157ZM156 175V176H157ZM91 176V175H90ZM103 176V175H102ZM112 176V175H111ZM110 176V177H111ZM120 176V175H119ZM118 176V177H119ZM123 176H124V174H123ZM129 176H131V173L129 174ZM1 177V176H0ZM17 177V176H16ZM115 177V176H114ZM199 177V176H198ZM3 178V177H2ZM13 178V177H12ZM92 178V177H91ZM94 178V177H93ZM123 178H125V177H123ZM132 178H134V177H132ZM131 178V179H132ZM4 179H5V177H4ZM4 179H0V196L1 197H3V196H6V195H8V194H10V193H12L14 190L9 186V185H7V183L6 182H8V181H6V180H4ZM17 179V178H16ZM90 179V178H89ZM88 179V180H89ZM95 179V178H94ZM103 179H105V178H103ZM102 179V180H103ZM115 179V178H114ZM163 179H166V178H163ZM92 180V179H91ZM106 180V179H105ZM125 180V179H124ZM123 180V181H124ZM167 180V179H166ZM68 181V180H67ZM97 181V180H96ZM100 181V180H99ZM116 181V180H115ZM121 180H119V182H120ZM134 181V180H133ZM162 181H164V180H162ZM85 182H87V181H85ZM117 182V181H116ZM55 183V182H54ZM60 183H62V182H60ZM64 183V182H63ZM82 183V182H81ZM80 183V184H81ZM90 183V182H89ZM100 183V182H99ZM108 183V182H107ZM106 183V184H107ZM121 183H124V182H121ZM126 183V182H125ZM128 183V182H127ZM127 183H126V185H127ZM164 183V182H163ZM86 184V183H85ZM84 184V185H85ZM94 184V183H93ZM134 183H132L131 185H133ZM13 185V184H12ZM11 185V186H12ZM59 185V184H58ZM78 186H79V184H77ZM90 185H92L91 183H90ZM102 185V184H101ZM105 185V184H104ZM116 185V184H115ZM114 185V186H115ZM124 186H126L125 184H123ZM135 185V184H134ZM166 185V184H165ZM14 186V185H13ZM56 186V185H55ZM60 186V188H61V185H59ZM63 186H64V184H63ZM73 186V185H72ZM86 186V185H85ZM93 186V185H92ZM95 186V185H94ZM100 186V185H99ZM103 186V185H102ZM117 186V185H116ZM122 186V185H121ZM121 186H120V188H121ZM38 187H40V186H38ZM42 187V186H41ZM49 187V186H48ZM47 187V188H48ZM51 187H53V186H50V189H51ZM77 187V186H76ZM88 187V186H87ZM86 187V188H87ZM97 187V186H96ZM107 187V186H106ZM119 187V186H118ZM160 187V186H159ZM169 187V186H168ZM37 188V187H36ZM44 188V187H43ZM46 188V187H45ZM58 188V187H57ZM56 188V189H57ZM63 188V187H62ZM73 188V187H72ZM93 188H95V187H93ZM104 188V187H103ZM108 188V187H107ZM106 188V189H107ZM112 188V187H111ZM127 188H128V186H127ZM133 188V187H132ZM131 188V189H132ZM165 188V187H164ZM167 188V187H166ZM171 188V187H170ZM15 189V188H14ZM20 188H18V190H19ZM38 189V188H37ZM119 189V188H118ZM136 189V188H135ZM146 189V190H147ZM161 189H163V187H161ZM244 189V188H243ZM39 190V189H38ZM48 190V189H47ZM54 190H55V188H54ZM71 190V189H70ZM75 190H77V189H75ZM81 190V189H80ZM89 190V189H88ZM95 190V189H94ZM93 190V191H94ZM101 190V189H100ZM132 190H134V189H132ZM131 190V191H132ZM17 191V190H16ZM44 191V190H43ZM60 191H61V189H60ZM83 191V190H82ZM85 191V190H84ZM90 191V190H89ZM88 191V192H89ZM92 191V192H93ZM111 191V190H110ZM137 191V190H136ZM135 191V192H136ZM168 191V190H167ZM26 192V191H25ZM63 192V191H62ZM68 192V191H67ZM72 192V191H71ZM77 192H78V190H77ZM96 193H98L97 191H95ZM104 192V191H103ZM107 192V191H106ZM124 192V191H123ZM133 192V191H132ZM138 192H139V190H138ZM150 192V191H149ZM21 193V192H20ZM28 193V192H27ZM33 193H36L35 191L33 192ZM41 193V192H40ZM72 193H74V191L72 192ZM81 193H83V192H81ZM125 193V192H124ZM263 193V192H262ZM19 194V193H18ZM37 194V193H36ZM52 194V193H51ZM70 194V192L67 194V196ZM86 194V193H85ZM99 194V193H98ZM101 194V193H100ZM113 194V193H112ZM111 194V195H112ZM123 194V193H122ZM134 194H136V193H134ZM145 194V193H144ZM17 195V194H16ZM26 195V194H25ZM64 195V194H63ZM84 195V194H83ZM94 195V194H93ZM96 195V194H95ZM113 195H115V194H113ZM112 195V196H113ZM124 195V194H123ZM128 195H131L130 193L128 194ZM127 195V196H128ZM18 196V195H17ZM22 196V195H21ZM34 196V195H33ZM32 196V197H33ZM47 196V195H46ZM103 196V195H102ZM139 196V195H138ZM137 196V197H138ZM65 197H66V195H65ZM71 197H73V196H71ZM70 197V198H71ZM130 197V196H129ZM133 197V196H132ZM140 197V196H139ZM142 197H145V196H142ZM8 198V197H7ZM11 198V197H10ZM17 198V197H16ZM38 198V197H37ZM41 198V197H40ZM61 198V197H60ZM124 199H125V197H123ZM135 198V197H134ZM32 199V198H31ZM35 199V198H34ZM56 199V198H55ZM63 199H64V197H63ZM63 199H61V200H63ZM98 199V198H97ZM133 199V198H132ZM1 201H2V199H0ZM7 200V199H6ZM5 200V201H6ZM8 200H9V198H8ZM16 200H18V199H16ZM59 199H57L56 201H58ZM68 200V199H67ZM77 200V199H76ZM96 200V199H95ZM107 200V199H106ZM136 200H138L137 198H136ZM0 201V202H1ZM13 201H15V200H13ZM105 201V200H104ZM120 201H122V199L120 200ZM130 201V200H129ZM3 202V201H2ZM1 202V203H2ZM53 202V205L55 204L57 207L55 208L53 205V207L52 208H55L54 209V211L56 212L55 214L57 215V213H59V212H61L62 210H66V204L65 205H62V204H59L58 202H56V203H54V201H52ZM71 202V201H70ZM70 202H69V205H70ZM108 202V201H107ZM124 202V201H123ZM135 202V201H134ZM76 203V202H75ZM94 203H97V202H95L94 201ZM98 203H100V202H98ZM73 204V203H72ZM109 204V203H108ZM191 204V203H190ZM192 205V204H191ZM68 206V205H67ZM70 207V206H69ZM68 207V208H69ZM71 208H73V207H71ZM134 208H136V207H134ZM140 208V207H139ZM84 210V209H83ZM86 210H88V209H86ZM133 210V209H132ZM51 211V210H50ZM53 211V210H52ZM68 211V210H67ZM71 211V210H70ZM82 211V210H81ZM90 211V210H89ZM134 211V210H133ZM63 213V212H62ZM67 213V212H66ZM75 213V212H74ZM92 213V212H91ZM60 214V213H59ZM79 214H81V212L79 213ZM106 214V213H105ZM149 214V213H148ZM69 215V214H68ZM85 215V214H84ZM60 216V215H59ZM71 216V215H70ZM94 216V215H93ZM92 216V217H93ZM103 216V215H102ZM66 217V216H65ZM73 217V216H72ZM101 217V216H100ZM77 218V217H76ZM81 218V217H80ZM86 219H90L89 217L88 218H86ZM85 219V222L87 221ZM77 220H79V219H77ZM83 220V219H82ZM82 220H80V221H82ZM92 220H93V218L91 219V223H92ZM82 223V222H81ZM90 223V224H91ZM96 223H97V221H96ZM75 224V223H74ZM84 224V223H83ZM94 224V223H93ZM99 224V223H98ZM77 225H80L79 224V221H78V224ZM73 226V225H72ZM83 226V225H82ZM95 226V225H94ZM43 228V227H42ZM82 231V230H81ZM185 231V230H184ZM80 232V231H79ZM83 233H84V231H82ZM82 232H81V235H83L82 234ZM86 233V232H85ZM43 234V233H42ZM93 234V233H92ZM85 235V234H84ZM215 235V234H214ZM213 236V235H212ZM96 237V236H95ZM207 237V236H206ZM92 238H93V236H92ZM203 238H205V237H203ZM210 238V237H209ZM212 238V237H211ZM94 239V238H93ZM92 239V240H93ZM178 239V238H177ZM79 240V239H78ZM89 239H88V237H82L81 239H80V241L78 242H76L75 241V243H77L75 246H73L72 248H74V249H80V248H82L83 247V245L85 244H87V243H89V241H88ZM213 240V239H212ZM74 241V240H73ZM91 241V240H90ZM202 241V240H201ZM210 241H211V239H210ZM120 242V241H119ZM73 243V242H72ZM95 243V242H94ZM114 243V242H113ZM133 243V242H132ZM215 244V243H214ZM207 245H209V244H207ZM122 246V245H121ZM43 247V246H42ZM88 247V246H87ZM100 247V246H99ZM216 246L214 245V248H215ZM90 248V247H89ZM178 248V247H177ZM82 249H84V247L82 248ZM86 249V248H85ZM175 249V248H174ZM81 250V249H80ZM74 251V250H73ZM85 251V250H84ZM167 251V250H166ZM76 252V251H75ZM80 252V251H79ZM78 252V253H79ZM82 252V251H81ZM131 255V254H130ZM16 256V255H15Z\"/></svg>",
    "mask_w": 264,
    "mask_h": 264
}]
</instances>
